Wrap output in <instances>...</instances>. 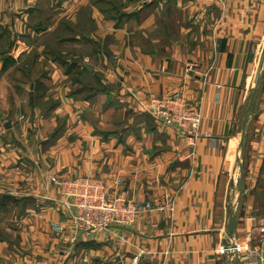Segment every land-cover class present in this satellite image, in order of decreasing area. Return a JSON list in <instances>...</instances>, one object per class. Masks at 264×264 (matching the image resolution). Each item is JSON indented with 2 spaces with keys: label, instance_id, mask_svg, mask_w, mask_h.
<instances>
[{
  "label": "crops",
  "instance_id": "1",
  "mask_svg": "<svg viewBox=\"0 0 264 264\" xmlns=\"http://www.w3.org/2000/svg\"><path fill=\"white\" fill-rule=\"evenodd\" d=\"M169 1L153 0L154 12L148 18L151 27L158 26V14L168 8ZM36 2L40 0H0V15L20 16L22 9ZM174 3L175 10L188 22L206 30L201 39L208 40L211 52L200 50L199 62L184 66L173 57L155 60L138 52L134 57L127 49L117 61L119 75L102 68L103 81L110 84L119 76L121 102L124 99L130 109L143 115H147L144 108L151 96L162 98L183 92L193 104L201 106V133L210 137L200 139L195 150L191 149L175 131L157 125L152 117L157 131L153 143L144 139L150 134L141 123L137 127L140 133L136 128L135 132L117 136L112 131L114 125L122 120L132 124V118L124 112L118 116L110 106L97 111L94 124H83L80 117L71 115L55 148V164L37 161L39 156L43 158V152L9 151L5 156L13 161L21 157L31 165V173L23 186L14 174L9 183H0V189H10L13 203L32 201L33 206L25 210L18 229H8L16 242L0 241V264H91L90 259L95 258L101 264H134L136 258L138 264H225L222 250L229 232L230 210L235 207L233 248L243 246L244 250L233 254L229 264H250L245 248L249 243L252 248L260 245V230L264 228V207L261 215L257 205V193L264 190L258 187L264 175V0ZM133 5L141 16H147L146 8H139L137 2L127 11L134 10ZM93 18L103 36L116 29L110 18L97 13ZM131 27L132 22L125 23L117 33L124 37ZM82 104L85 102L78 106ZM66 111L64 105L58 110ZM43 120L50 124L54 119ZM244 125L241 158L246 176L235 204L233 192L240 177L237 149ZM72 134L78 138L67 141ZM83 143L85 146L79 147ZM35 161L36 165L31 163ZM61 171L98 176L110 184L119 182L120 190L130 198L150 201L153 209L141 214L131 229L83 236L77 247L63 252L60 239L67 230V215L61 214L56 188H48L43 180L44 172Z\"/></svg>",
  "mask_w": 264,
  "mask_h": 264
},
{
  "label": "rangeland",
  "instance_id": "2",
  "mask_svg": "<svg viewBox=\"0 0 264 264\" xmlns=\"http://www.w3.org/2000/svg\"><path fill=\"white\" fill-rule=\"evenodd\" d=\"M135 1L139 8H146V17L141 16L135 5L134 10L127 11ZM175 6L174 0L169 1L168 8L158 14L160 23L155 27H151L148 20L154 12L153 0H40L22 9L20 16L13 13L0 15V183H9L17 174V181L23 186L29 179L27 174L31 173V165L21 157L15 161L6 157L9 151L43 152V158L39 156L37 161L43 159L46 163L55 164V148L68 128L72 114L80 117L83 124H94L97 111L103 112L112 106L118 116L124 112L132 118V124L122 120L114 125L112 131L117 136L129 131L135 132L141 123L150 134L144 139L153 143L157 135L153 120L148 114L135 113L124 99L121 102L119 76L112 83L104 84L105 76L101 72L104 68L107 73L110 70V73L119 75L115 70L117 61L125 55L127 49L134 57L135 52L150 55L155 60L173 57L184 66L197 64L201 51L209 54L211 48L208 40L201 39L206 35V30L201 29L199 24H193V21L188 22L187 18L175 10ZM96 13L113 20L116 29L105 36L101 35L93 18ZM131 22L132 27L128 33L120 37L117 29ZM90 67L95 70H89ZM83 101L85 104L78 106ZM62 105L68 109L66 113L58 112ZM244 114L245 111L240 114V126ZM46 118L54 120L49 124L44 122ZM9 122L12 127L6 129L5 125ZM68 137L69 142L78 138L74 134ZM84 146L85 143L79 147ZM37 161L31 163L36 165ZM79 176L86 175L81 172L69 175L62 171L47 175L44 172L43 180L51 188L54 186L51 183L52 177ZM245 176L246 172L243 179ZM258 187L264 189V175L260 177ZM1 191L0 199L2 195L7 198L12 196L6 186ZM263 191L257 193L261 215L264 207ZM235 196H239L236 188L233 198ZM7 198V205L0 210V241L12 240L15 243L8 229L19 228L25 210L32 207L33 203H13L11 200L8 202ZM58 206L64 216L60 202ZM66 229L65 233L68 224ZM261 240L260 237L259 242ZM230 242L231 247L236 245L233 239ZM69 255L72 259V252ZM83 259L87 260L86 257ZM90 260L91 264H101L97 258ZM139 261L136 258L134 264Z\"/></svg>",
  "mask_w": 264,
  "mask_h": 264
},
{
  "label": "built area",
  "instance_id": "3",
  "mask_svg": "<svg viewBox=\"0 0 264 264\" xmlns=\"http://www.w3.org/2000/svg\"><path fill=\"white\" fill-rule=\"evenodd\" d=\"M144 110L157 125L175 131L191 149L195 150L200 139L210 137L209 133H201L204 118L201 106L193 104L181 91L168 97L151 96ZM51 183L57 188L59 202L69 219L68 231L61 238L63 252L70 251L83 236H98L111 229H131L141 214L153 209L152 202L130 198L120 190L119 182L110 184L101 177H52ZM260 237L258 247L245 248L250 264H264V228L260 230ZM240 248H223L222 254L241 253L244 248Z\"/></svg>",
  "mask_w": 264,
  "mask_h": 264
},
{
  "label": "water",
  "instance_id": "4",
  "mask_svg": "<svg viewBox=\"0 0 264 264\" xmlns=\"http://www.w3.org/2000/svg\"><path fill=\"white\" fill-rule=\"evenodd\" d=\"M263 64H264V58H263V61H262L261 69L263 68ZM88 69L91 70V68H88ZM254 97H255V95H253V98H252V101H251V106L253 105ZM11 127H12V123L11 122H9V123H7L5 125L6 129H9ZM244 139H245V125L243 126L242 138H241L239 147L237 149V156H238L239 168H240V177H239V181H238L236 190L239 193L241 192V186H242L243 175H244V161L241 158V153L243 151V146H244ZM230 213H231L232 217H231V221H230V225H229V232H228L227 238H226V240L224 242V247L226 249H230V247H229L230 246L229 245L230 242L229 241L234 237L235 230H236V225H237V216L235 214V210L231 209ZM231 258H232L231 252L228 251V253L225 255V264H229L230 261H231Z\"/></svg>",
  "mask_w": 264,
  "mask_h": 264
},
{
  "label": "trees",
  "instance_id": "5",
  "mask_svg": "<svg viewBox=\"0 0 264 264\" xmlns=\"http://www.w3.org/2000/svg\"><path fill=\"white\" fill-rule=\"evenodd\" d=\"M8 61H9V59H8ZM5 198H7L6 195H2V198L0 199V210L5 206V204L7 205ZM10 199L12 200V197L9 196L7 198V201L10 200Z\"/></svg>",
  "mask_w": 264,
  "mask_h": 264
},
{
  "label": "bare ground",
  "instance_id": "6",
  "mask_svg": "<svg viewBox=\"0 0 264 264\" xmlns=\"http://www.w3.org/2000/svg\"><path fill=\"white\" fill-rule=\"evenodd\" d=\"M236 200H237V199H236V196H235V197L233 198V203L236 204ZM229 242H230V241H229ZM229 245H230L229 247L232 248V247H231V246H232V245H231V242L229 243ZM231 255H232V258H233V252H231ZM232 258H231V259H232Z\"/></svg>",
  "mask_w": 264,
  "mask_h": 264
}]
</instances>
